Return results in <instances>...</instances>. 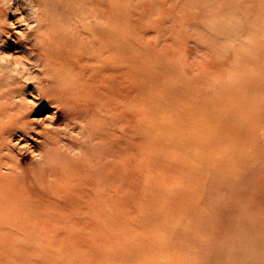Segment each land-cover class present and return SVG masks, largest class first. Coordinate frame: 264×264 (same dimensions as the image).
<instances>
[{"label": "rangeland", "instance_id": "1", "mask_svg": "<svg viewBox=\"0 0 264 264\" xmlns=\"http://www.w3.org/2000/svg\"><path fill=\"white\" fill-rule=\"evenodd\" d=\"M0 54V264H264V0H0Z\"/></svg>", "mask_w": 264, "mask_h": 264}, {"label": "bare ground", "instance_id": "2", "mask_svg": "<svg viewBox=\"0 0 264 264\" xmlns=\"http://www.w3.org/2000/svg\"><path fill=\"white\" fill-rule=\"evenodd\" d=\"M52 33V32H51ZM89 35L91 38H90V41L86 42L84 46H82V44H80L79 46V50H78V55H84L85 52L87 50H92L93 46H96L98 45V39H100V37L97 38V36L94 34V32L92 30H89ZM95 39H97V41H95ZM120 48V47H118ZM32 49V48H31ZM105 52L107 53V55L105 56V60L108 59L109 60H114L119 58L120 61H123L124 60V56H123V53L120 51L118 54H116V52L118 51V49L116 48V46H112L110 43H107L106 44V47L104 48ZM114 50H116V52H114ZM96 50H94L93 52H95ZM101 51V50H100ZM47 51L44 49V46H42L39 50H37V53L43 55L45 54ZM28 53L29 50H28ZM33 53V52H32ZM113 53V54H112ZM25 55V54H24ZM27 55V54H26ZM30 55V54H29ZM91 57V55H90ZM103 57V56H102ZM114 58V59H113ZM97 62L100 64V66H103V67H107V66H104L102 65L104 62H101L99 59L97 60ZM33 67V66H32ZM88 68H91L93 69L91 66H89ZM6 70V69H5ZM26 74V73H25ZM24 74V75H25ZM57 80V77L55 76H50V75H47L46 73L43 75V77L39 80L36 81V83L39 85V84H43L44 82H55ZM171 83V82H170ZM36 84V85H37ZM42 87V86H41ZM39 89V86L37 87V90ZM65 90H67V87L65 86H62L60 84L56 85V88L54 87L51 91L49 92H43L42 94V98L40 99H37L38 104L37 105H33L32 107L30 106H27V107H24L23 110H19L18 111V106H17V103L16 102H13L11 105H13V111H16V113L18 115H21L22 118L26 119L24 122H23V126L19 127V133L21 134V137H25V138H28V135L30 134H37L35 132H33L32 130V127H30L31 125H34L35 123L34 122H28L27 118L32 114V115H38L39 112L43 111V110H46L48 109V106H50L51 104L55 105V114H56V117L53 119V123L61 116L64 115V111H63V108L65 106V101L62 100L61 96H60V99H56L57 98V95L58 94H61V93H64ZM21 90L18 89V88H14L10 91H8V94L10 95L11 98H14L16 99L17 96H20ZM22 93V92H21ZM38 95V94H37ZM56 97V98H55ZM14 101V100H13ZM239 109V108H238ZM68 113H71V112H68ZM39 119V118H38ZM37 119V120H38ZM44 119V118H42ZM41 119V120H42ZM42 122V121H40ZM246 122V121H245ZM0 123H3L2 122V119L0 118ZM52 123V124H53ZM74 124V123H73ZM70 126V124H67V126ZM40 128V127H38ZM52 129V128H51ZM40 131V129H39ZM128 131V130H127ZM53 132L52 130H49L47 129L45 131V129L41 130V132L37 135H39L40 137H43L45 138V141H48L49 140V137H47V135L49 133ZM68 130H64L62 131V133L64 134H68L67 133ZM50 135V134H49ZM37 138V137H36ZM34 139V138H33ZM6 147V149L9 148V146H7V144L4 145ZM49 146V145H48ZM38 147V146H37ZM33 150V149H32ZM1 151V150H0ZM38 151V150H37ZM20 157V156H19ZM23 157H25V155H23ZM22 157V158H23ZM18 158V157H17ZM10 161L7 160V157H4L1 153H0V168H5L7 171H13V168L11 166V164L9 163ZM225 169V168H224ZM193 171V170H192ZM110 175H112V172L110 170H108V172H106V174L104 175L106 178H109ZM215 186V185H214ZM240 209V208H239ZM29 241V240H28ZM140 258V257H139ZM11 260L12 261H15L14 257H11Z\"/></svg>", "mask_w": 264, "mask_h": 264}, {"label": "clouds", "instance_id": "3", "mask_svg": "<svg viewBox=\"0 0 264 264\" xmlns=\"http://www.w3.org/2000/svg\"><path fill=\"white\" fill-rule=\"evenodd\" d=\"M18 23L24 25L29 30H31L32 27H35V25H29L24 16L20 17ZM28 64L29 61L23 55L13 56L11 54H0V65H4L7 72L13 77H23L24 74L29 71V68L27 67ZM48 128L49 126L45 125V131ZM18 144H20L19 140L13 143L12 146L17 147ZM19 150L23 153L25 150H31V147L25 143L20 146Z\"/></svg>", "mask_w": 264, "mask_h": 264}]
</instances>
